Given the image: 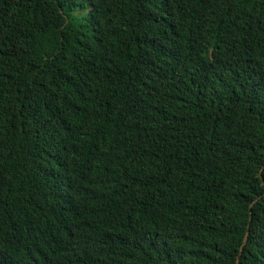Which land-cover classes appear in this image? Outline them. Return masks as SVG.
<instances>
[{
  "label": "trees",
  "instance_id": "trees-1",
  "mask_svg": "<svg viewBox=\"0 0 264 264\" xmlns=\"http://www.w3.org/2000/svg\"><path fill=\"white\" fill-rule=\"evenodd\" d=\"M0 264H264V0H0Z\"/></svg>",
  "mask_w": 264,
  "mask_h": 264
}]
</instances>
